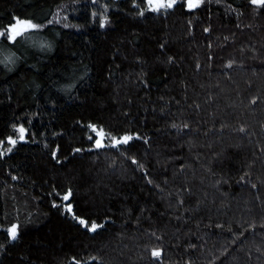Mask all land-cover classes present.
<instances>
[{"label":"trees","instance_id":"obj_1","mask_svg":"<svg viewBox=\"0 0 264 264\" xmlns=\"http://www.w3.org/2000/svg\"><path fill=\"white\" fill-rule=\"evenodd\" d=\"M14 17L42 27L0 35V264H264V6L0 0Z\"/></svg>","mask_w":264,"mask_h":264},{"label":"snow or ice","instance_id":"obj_2","mask_svg":"<svg viewBox=\"0 0 264 264\" xmlns=\"http://www.w3.org/2000/svg\"><path fill=\"white\" fill-rule=\"evenodd\" d=\"M147 4L154 10H158L161 7H172L175 3V0H146ZM251 3L253 5H259V6H264V0H251ZM199 4V0H187V7L188 8H195ZM107 17H103L101 20V25L106 22ZM42 27V25L34 23L31 19H25L21 17H14L13 22L9 23L7 30L3 33H0V35H7L8 40L14 41L18 36H20L22 33L31 30V29H37ZM14 128L18 129V137H14L12 135H9L7 137V141L14 145L17 142V139L23 140L25 138L24 133H25V128L20 125V126H13ZM90 127L94 130L98 131V137H103L104 136V130L102 128H99L97 125L92 124ZM113 141L114 144H120L121 142L127 143L132 137L131 135L125 134L123 137H116V136H111V134H108ZM3 141H0V144H2ZM102 145V138H97L96 139V146L99 147ZM11 151V149H8ZM76 151H79L77 149ZM55 155V153H54ZM135 163V160L133 161ZM71 195V190H69V193L64 196V200H68ZM66 208L71 210L72 205L69 203L66 205ZM80 221L81 224L88 226V221L85 220L84 218L81 217H76ZM99 225L96 224V222L91 223L90 230L95 231L96 228H98ZM8 235L11 239H16L18 235V225L16 223L11 224L8 229H7ZM152 255L154 257H159L161 255V250L160 249H153L152 250ZM79 264V262H77Z\"/></svg>","mask_w":264,"mask_h":264}]
</instances>
